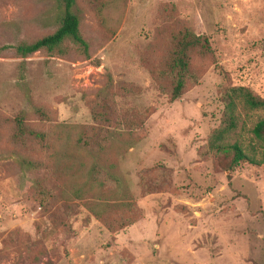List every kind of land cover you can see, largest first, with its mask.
I'll use <instances>...</instances> for the list:
<instances>
[{
  "label": "rangeland",
  "instance_id": "obj_1",
  "mask_svg": "<svg viewBox=\"0 0 264 264\" xmlns=\"http://www.w3.org/2000/svg\"><path fill=\"white\" fill-rule=\"evenodd\" d=\"M74 10L86 53L66 42L63 54L21 56L18 44L58 27L55 1L0 0V264H264V163L225 172L199 155L220 122L221 86L264 96V0H76ZM183 28L211 52L192 53V79L171 100L160 72ZM110 102L114 128L96 135ZM19 112L44 143L12 144ZM240 112L226 141L249 150L264 112ZM128 115L140 127H119Z\"/></svg>",
  "mask_w": 264,
  "mask_h": 264
},
{
  "label": "trees",
  "instance_id": "obj_2",
  "mask_svg": "<svg viewBox=\"0 0 264 264\" xmlns=\"http://www.w3.org/2000/svg\"><path fill=\"white\" fill-rule=\"evenodd\" d=\"M56 4V15L58 27L56 30L43 36L42 38L30 43L22 42L15 47V50L21 56L34 53L39 50H46L50 53L63 54L64 45L70 42L80 51L86 53L88 49L87 42L83 39L79 31V15L74 10L76 0H54ZM211 52V46L206 37L196 35L187 28L179 29L170 36V45L167 55L164 59L161 76L165 78L170 86V99L175 100L185 91L188 82L192 79L190 69V59L192 53L208 55ZM156 72V73H157ZM196 79V78H195ZM219 99L223 105L219 125L214 128L209 136L206 149L199 153L204 157L211 153L216 157L217 165L225 172H232L242 162H248L254 165L264 163V114L259 117L251 128V133L255 143L249 144V150L238 142H228L226 137L234 132L241 117V111H263L264 96L254 92L251 88L240 85L230 84L221 86L219 89ZM37 112L43 115V111L37 109ZM112 103H108L104 117L101 118V128H92L97 134L106 136L107 128L112 127ZM128 115L119 123V127L136 128L140 127L141 120L138 118L129 119ZM99 118H97L98 120ZM96 120V121H97ZM10 140L14 146L21 147L27 143L42 144L45 141V134L26 124L23 112L17 113L11 120ZM81 146L86 149H92L91 141L88 138L80 140ZM257 144V146H255ZM260 148V156H256V149ZM13 154L18 158V164L21 167L36 170L39 163L18 154L13 150ZM95 172V170H93ZM92 172V173H93ZM230 178V174L227 175ZM39 180L36 181L38 183ZM37 185V184H36ZM38 186V185H37ZM44 194L52 195L51 192L44 190Z\"/></svg>",
  "mask_w": 264,
  "mask_h": 264
}]
</instances>
